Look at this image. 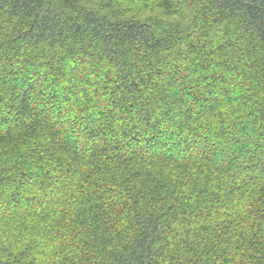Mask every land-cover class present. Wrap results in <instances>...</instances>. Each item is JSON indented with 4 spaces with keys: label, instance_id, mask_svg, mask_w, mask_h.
Instances as JSON below:
<instances>
[{
    "label": "trees",
    "instance_id": "trees-1",
    "mask_svg": "<svg viewBox=\"0 0 264 264\" xmlns=\"http://www.w3.org/2000/svg\"><path fill=\"white\" fill-rule=\"evenodd\" d=\"M120 2L0 0V143L33 118L25 138L73 158L54 175L30 172L27 160L5 167L0 152V219L25 207L40 220L58 215L53 227L67 240L52 253L60 260L41 261L34 240L14 252L16 241L0 236V264H264V98L217 133L232 129L223 145L175 142L170 159L216 157L224 175L215 188L207 175L172 179L140 166L168 147L162 117L173 105L192 97L187 122L220 95L244 88L247 105L264 90V0H154L158 11L143 19L125 17ZM97 149L114 154L94 162L114 187L73 189L70 174Z\"/></svg>",
    "mask_w": 264,
    "mask_h": 264
},
{
    "label": "clouds",
    "instance_id": "clouds-1",
    "mask_svg": "<svg viewBox=\"0 0 264 264\" xmlns=\"http://www.w3.org/2000/svg\"><path fill=\"white\" fill-rule=\"evenodd\" d=\"M118 7L123 11L125 17L132 18H147L148 16L155 15L158 11L155 8L154 0H121ZM105 10H100V14H103ZM219 71V70H218ZM228 77H233V73H227ZM207 83V82H205ZM91 91V89L89 90ZM245 93L244 88L235 89L230 97H225L223 95L219 96V102L212 108L210 111H205L202 115L194 117L191 120L185 122V110L189 107L190 104H194L192 97H188V103L182 107L177 108L175 105L172 106V110L168 113L167 116H163V125L162 128H165L164 135L167 137L171 134L169 145L163 150V152H157L155 155L150 156L148 161H144L140 166L149 168L153 173L163 172L166 176L176 179L178 176L183 179H188L189 174L199 175L203 178L205 175L209 176L212 180L210 187H216V177H223V173L217 172L214 167V162L216 157L213 156L211 160H205L203 155H198L192 153L186 158L180 159H170L169 157L176 152V147H174L175 142L180 140L183 137H189L196 139H201L208 137L214 144L219 141L223 145L225 141V136L232 134V129H229V132L225 133L224 136L217 135V133L222 129L228 127L230 124L233 125V128L238 126L241 120H248L250 117L246 116L245 113L249 110V107H255L253 100H260L264 98V90L260 91L258 96H254L252 100H249L247 105L242 103L243 95ZM249 95L251 93H248ZM103 100H106V96L100 97ZM239 106V108H238ZM163 107V106H162ZM92 111V109H90ZM161 114V109H157V115ZM32 119H28L25 125L20 126L13 132V139H4L0 143V152L7 153L3 156V160L7 161V164L4 165L8 167L10 163H13L17 160H27L28 169L30 172H36L37 169L42 166L45 171L49 168H55L56 172L54 175H58L61 169L66 168L70 163H73L72 153L66 151L65 148L61 145H56L55 149L50 148L45 150L43 147L37 148V144L33 143L31 139H26L24 133L26 131H31V128L26 125L32 123ZM235 122V124H233ZM123 123V121H117L116 124ZM129 122V126H130ZM116 124H113L112 127L116 128ZM6 127V125H5ZM39 132V129H37ZM119 129H117V134ZM109 137L112 136V133H108ZM33 136H36L33 134ZM47 142L45 141V143ZM19 146L18 148L16 146ZM36 148V151L32 150ZM43 149V151L41 150ZM110 149V148H109ZM17 152L24 153L23 156L17 155ZM128 150H125L127 154ZM114 154L111 151L101 153L99 149L96 150V155H93L91 150L82 154L81 166L79 170L71 173L72 179V188L79 191V185L83 184L85 187H89L88 181H95L94 184L90 185L91 189H95L97 192H104L106 186H112L111 181L108 179V174L99 172L96 170L95 161L99 159L108 160L109 157ZM211 156V153H207ZM51 157V159H50ZM211 161V163H209ZM177 164H180L181 167H176ZM199 169V171H198ZM13 169L12 171H15ZM87 177V180L85 179ZM99 177V179H98ZM13 194L11 189H7L4 193V197H11ZM21 197L28 195L24 192V189H20ZM36 194H39L36 191ZM111 193H107V196H111ZM246 199H250L246 197ZM63 205H56L54 207L59 208ZM243 211V209H241ZM58 219L56 216H48L47 218L40 220L39 217L29 215L27 208H22L18 210H13L7 213L3 219H0V236L4 239L7 244L11 240H15V247L11 250L14 252L21 251L25 244L31 240H34L39 244V248L35 249L32 255H38L40 251L47 253V255L40 256L41 261L48 260H60L61 255L52 256V253L57 250V247L62 242H67L64 236L57 235L55 221ZM250 220L252 218H249ZM23 222L27 225V230L21 226L20 222ZM59 227V226H56ZM51 228L52 231L48 232L45 235V229ZM68 229L60 228L59 231L64 233ZM264 231V229H262ZM39 232V235H37ZM22 233V235H13ZM73 249H68V253L71 254ZM251 251V249H248ZM30 259V257H29Z\"/></svg>",
    "mask_w": 264,
    "mask_h": 264
}]
</instances>
